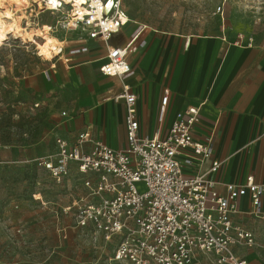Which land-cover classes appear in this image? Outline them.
<instances>
[{
	"label": "built area",
	"instance_id": "obj_1",
	"mask_svg": "<svg viewBox=\"0 0 264 264\" xmlns=\"http://www.w3.org/2000/svg\"><path fill=\"white\" fill-rule=\"evenodd\" d=\"M111 1L108 10H101L96 27L91 26L92 15L88 14L77 20V29L83 25L86 39L104 44L106 61L100 71L122 84L115 100L125 103L127 143L113 148L94 140L89 131L72 142L58 136L55 152L32 162L59 183L74 172L80 176L87 193L65 212L72 211L77 226L102 232L106 241L117 238L111 264H246L237 257L234 247L253 246L254 234L234 224L232 216L239 212V200L248 196L250 213L264 219V183L252 175L244 182L229 183L214 177L228 159L214 157L211 138L195 139L193 130L200 118V105L178 112L165 134L161 129L152 136L141 132L137 94L124 78L131 71L130 54L146 44L145 39L140 41L146 26L127 44H112L113 37L132 19L123 9L122 0ZM101 2L107 6L109 0ZM66 5L51 10L61 11ZM65 22L66 30H77L69 28V19ZM89 50L86 41L69 48L66 58ZM168 99L166 92L159 110L160 122ZM140 184L144 191L138 189Z\"/></svg>",
	"mask_w": 264,
	"mask_h": 264
},
{
	"label": "rangeland",
	"instance_id": "obj_2",
	"mask_svg": "<svg viewBox=\"0 0 264 264\" xmlns=\"http://www.w3.org/2000/svg\"><path fill=\"white\" fill-rule=\"evenodd\" d=\"M87 1L82 0L83 5ZM32 5L35 13L19 14L21 25L28 27L30 18L32 28L51 26L49 34L32 37L30 43L0 38V264H111L117 238L106 241L102 232L77 226L65 212L73 196L83 193L81 187L75 189L76 179L59 183L47 170L22 158L28 149L31 159L54 150V138L68 118L64 111H72L75 97L73 88L62 86L55 76L62 77L69 48L87 38L83 25L75 27L79 17L68 15L71 5L61 11L47 10L44 0L42 7ZM122 6L133 21L128 28L135 31L145 25L149 31L218 35L264 50V0H122ZM68 19L69 28L77 30H66ZM46 38L64 42L65 57L57 62V73L47 85L41 81L32 86L28 79L51 63L43 58ZM114 39L123 42L125 37ZM138 189L145 187L140 184Z\"/></svg>",
	"mask_w": 264,
	"mask_h": 264
},
{
	"label": "crops",
	"instance_id": "obj_3",
	"mask_svg": "<svg viewBox=\"0 0 264 264\" xmlns=\"http://www.w3.org/2000/svg\"><path fill=\"white\" fill-rule=\"evenodd\" d=\"M132 22L116 35L125 40L119 42L114 36L112 44L125 45L141 30L142 27L136 31L128 28ZM144 39L146 44L137 46L130 54L131 71L124 78L125 84L137 94L141 132L152 136L161 129L165 134L178 112L200 105V118L193 130L195 139L211 138L214 157L228 159L214 177L221 183H229L244 182L252 175L257 182L264 183V50L261 46L230 43L218 35L196 36L146 29L140 35V41ZM86 41L90 48L88 53L70 59L58 56L49 60L50 66L28 79L32 86L41 81L47 85L57 73V62L65 57L64 73L55 79L64 87L73 88L75 94L72 111L68 114L64 111L68 118L60 129L61 134L54 138V150L37 157L55 152L56 137L72 142L86 131L94 140L113 148L127 143L125 103L122 99L115 100L122 91V84L116 77L100 71L106 61L104 44ZM97 50L99 55L95 57ZM166 92L169 99L165 117L160 122L159 110ZM30 151L26 150L22 158L28 161L37 158L31 159ZM69 178L76 179L75 189L81 187L83 193L73 196L64 209L87 193L79 175L74 172ZM218 189L222 190V185ZM251 209L249 197L244 196L239 200V212L232 218L234 224L254 234L255 244L236 245L234 251L246 264H264V219L252 215Z\"/></svg>",
	"mask_w": 264,
	"mask_h": 264
},
{
	"label": "bare ground",
	"instance_id": "obj_4",
	"mask_svg": "<svg viewBox=\"0 0 264 264\" xmlns=\"http://www.w3.org/2000/svg\"><path fill=\"white\" fill-rule=\"evenodd\" d=\"M42 0H0V38L1 40L9 39L12 36L14 39H23L25 42H33L32 37H41L43 32L49 34L51 27L42 26L41 30L30 27L31 19H27V26L23 27L19 21V14L22 16H27L28 10L31 13H35L32 3H38L40 7ZM46 9H56L60 4H69L72 6V9L68 12L69 17L77 15L79 18H75V27L78 26V19H85V15H92L91 26L96 27L97 20L100 17L101 10H108L111 6L112 1L109 0L108 5L104 6L101 0H91L87 1V5H83L82 0H44ZM89 5L91 7H89ZM123 20H127L126 17H123ZM47 51L43 58L46 60H54L56 57L63 54V43H57L53 38H46Z\"/></svg>",
	"mask_w": 264,
	"mask_h": 264
}]
</instances>
